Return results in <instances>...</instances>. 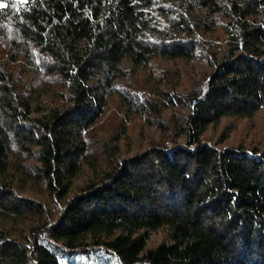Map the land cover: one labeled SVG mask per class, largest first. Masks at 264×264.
Segmentation results:
<instances>
[{
    "label": "trees",
    "instance_id": "1",
    "mask_svg": "<svg viewBox=\"0 0 264 264\" xmlns=\"http://www.w3.org/2000/svg\"><path fill=\"white\" fill-rule=\"evenodd\" d=\"M263 109L264 0L8 4L0 264H264V142L208 137ZM133 118L160 136L122 158Z\"/></svg>",
    "mask_w": 264,
    "mask_h": 264
},
{
    "label": "rangeland",
    "instance_id": "2",
    "mask_svg": "<svg viewBox=\"0 0 264 264\" xmlns=\"http://www.w3.org/2000/svg\"><path fill=\"white\" fill-rule=\"evenodd\" d=\"M201 13L204 14V11H202ZM217 36V32L207 34V38L211 40H217ZM166 64L171 67L170 64ZM188 70L189 72L194 71L195 73L193 74L196 76L197 72H199L201 69L199 67H197L196 69L193 66H189ZM152 71L153 68L150 66L146 69L141 70L139 72V76H147L151 74ZM180 81L181 82L179 83L181 88L185 89L189 86L190 81L187 75L183 74V76L180 78ZM166 118L168 117L166 116ZM226 132L229 136L227 140L231 143H263L264 109L253 118L242 120L236 118L225 119L219 126L212 128L208 132V137H211L212 139L216 140L219 139L220 134H226ZM159 136L160 133L155 127L147 126V124L141 123V120H139L138 118H133L132 125L129 126L128 129V136L120 142L118 156L122 158L131 156L138 149L146 148L152 140L159 139ZM165 234V229H158L152 232L150 245H157L160 241L163 240ZM81 262L83 264H100L101 262L105 261L100 256H97V254L95 253L92 259L81 258Z\"/></svg>",
    "mask_w": 264,
    "mask_h": 264
},
{
    "label": "snow or ice",
    "instance_id": "3",
    "mask_svg": "<svg viewBox=\"0 0 264 264\" xmlns=\"http://www.w3.org/2000/svg\"><path fill=\"white\" fill-rule=\"evenodd\" d=\"M24 2H26V0H24ZM8 4H11L13 7H15V0H8ZM8 4L0 2V9L7 7Z\"/></svg>",
    "mask_w": 264,
    "mask_h": 264
}]
</instances>
